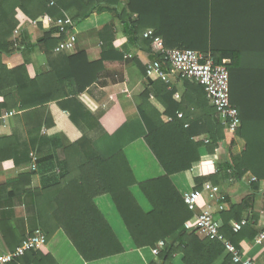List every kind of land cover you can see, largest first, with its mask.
I'll use <instances>...</instances> for the list:
<instances>
[{"label":"trees","instance_id":"16d2710c","mask_svg":"<svg viewBox=\"0 0 264 264\" xmlns=\"http://www.w3.org/2000/svg\"><path fill=\"white\" fill-rule=\"evenodd\" d=\"M53 1L54 5L52 0H0V112L46 110L52 102L65 107L61 101L69 99L67 84L55 70L37 74L24 64L9 65L7 57L27 47L22 35L14 37L24 21L33 22L44 14L58 19L67 13L77 25L94 14L109 13L123 26L114 42L115 47L123 45V52H105L97 61L90 60L85 51L58 53L64 54L75 93H83L96 83L105 63L122 60L131 45L146 52L152 61H162L161 47L144 37L147 30H153L167 49L196 50L210 55L216 65L226 61L231 104L237 108L241 124L230 142L228 159L217 174L195 178L194 182L197 189L203 190L205 182L220 186L240 183L252 175L259 182H251V189L259 192L260 181H264V0ZM57 31L52 27L30 47L40 46L46 55L55 53L66 39ZM185 87L181 103L173 100L175 90L169 91V85L164 83L160 88L167 95L161 99L167 113H184L182 119L172 113L174 120L170 123H165L149 104L148 90L141 96L140 114L148 132L145 141L165 171L164 177L139 183L123 152L105 160L86 140L66 148L64 167L31 193L38 229L48 241L62 230L86 262L123 254V246L94 204L95 198L109 195L139 249L157 250L158 241L164 240V248L151 264H174L177 255L183 256L184 264H215L224 254L227 257L223 264H237L221 241L202 239L196 231L185 228L194 213L172 176L190 174L203 155L214 157L227 139L226 127L216 118L205 87L188 79ZM70 101L81 106L73 98ZM203 134L208 142H195L193 138ZM15 142L14 135L0 137V161L14 156ZM135 186L152 205V212L146 214L141 209L131 192ZM250 202L254 203V197L239 205L231 203L229 210L221 213V234L238 250L245 239L253 241L257 237L256 216L251 218L255 224L248 221L239 233L231 228L232 221H242ZM23 259V264H57L41 250L31 251Z\"/></svg>","mask_w":264,"mask_h":264},{"label":"crops","instance_id":"0c3cea01","mask_svg":"<svg viewBox=\"0 0 264 264\" xmlns=\"http://www.w3.org/2000/svg\"><path fill=\"white\" fill-rule=\"evenodd\" d=\"M122 1L126 3L127 0ZM122 27L112 14L92 15L76 25L75 52L85 51L92 61L100 60L105 52H123V45L114 46ZM51 29L52 27L44 24L39 27L24 21L17 36L22 35L27 47L7 57L11 67L24 64L37 74L55 70L67 84L65 90L69 92V99L61 101L65 107L59 102H52L47 105L46 110L18 112L7 124L0 123V137L14 135L17 139L14 156L0 161V256L14 252L29 235L39 230L31 193L41 189L52 174L64 167L66 148L86 140L91 142L94 150L105 160L123 152L139 183L159 179L166 173L145 141L148 132L140 114L142 94L147 90L150 92L149 104L162 115L165 123L173 122V114L178 119L184 117L183 112L175 110L167 113V108L161 101L167 95L160 88L164 83L169 85V91L175 90L173 100L181 103L186 94V78L171 77L170 83L149 78L146 71L147 65L152 61L151 57L132 45L122 60H108L105 63L96 83L83 93L76 94L69 81L71 74L65 68L67 62L63 60V55L68 53L46 55L40 46L30 47ZM72 98L81 106L75 101L71 102ZM192 111L194 112L193 108ZM216 118L219 119L217 115ZM226 135L227 139L217 155H203L190 174L172 176V181L183 198L186 193L200 190L196 188L195 178L217 174L219 166L228 159V148L234 135L227 132ZM193 139L195 142H208L206 134ZM32 154L37 157L36 170H33ZM250 176L247 175L240 183L226 182L220 186L205 182L206 187L201 191L217 187L219 192L213 198L210 197V192H206L199 208L211 207L214 215L221 219V213L229 210L231 203L239 205L245 199L254 197V203L250 202L251 207L242 220L255 224L251 218L257 217L258 222L254 226L257 237L253 241L245 239L240 244V251L255 264H264V241L257 243L258 236L264 231V188L261 186L259 192H254L248 182ZM131 192L146 214L153 211L152 205L138 186L133 187ZM223 197H226V201L221 199ZM94 204L123 246V254L86 262L62 230L54 234L41 252L51 255L57 264H151L156 260L157 253L153 249H139L135 245L111 196H99L95 198ZM194 225L195 214L185 228L194 231ZM160 242L164 240H159L157 247ZM226 257L224 254L215 264H223ZM174 264H184L183 256L177 255Z\"/></svg>","mask_w":264,"mask_h":264},{"label":"built area","instance_id":"2783aa9c","mask_svg":"<svg viewBox=\"0 0 264 264\" xmlns=\"http://www.w3.org/2000/svg\"><path fill=\"white\" fill-rule=\"evenodd\" d=\"M51 5H54L52 0ZM34 26L40 23L57 28V35L65 34L66 39L61 42L54 50L55 53H74L77 43V35L75 33L76 23L71 15L64 13L58 19L50 17L48 14L42 15L39 19L31 22ZM19 35V30L14 34V37ZM145 38L153 39L160 47L163 60H154L147 65V76L149 78L163 80L170 83L171 77L181 76L198 85L204 86L208 100L216 109V115L226 127V132L235 134L240 127L241 121L239 112L231 104L230 99V77L226 67V61L222 65H216L210 55L202 54L196 50L191 49H167L163 47V42L160 37L155 36L153 30H147L144 33ZM169 65V66H168ZM168 66L169 69H165ZM166 67V68H168ZM178 97V96H177ZM179 98V97H178ZM17 112L15 110L0 112V123L5 125L12 119ZM182 117V114H179ZM34 161L33 170H36L37 157L32 154ZM259 182L255 176H250L248 181ZM264 188V181H260ZM210 188V189H209ZM205 191L193 190L192 192L184 194V200L190 211L195 214L194 231L202 239H211L221 241L228 254H231L233 261L237 264H255L253 260L246 258L240 250H238L232 243L223 237L221 234L222 222L221 219L214 215L211 207L199 208L200 201L204 198L206 192H210V197L219 192L217 187H209ZM224 200V197L221 198ZM220 210H223L221 208ZM248 224L247 220L241 222L232 221L231 228L234 233L242 231L243 227ZM47 236L40 230L29 235L27 239L14 252L3 254L0 256V264H23L22 259L27 253L34 250H41L47 244ZM264 241V231L260 233L257 243ZM165 243L160 242L157 254L164 248Z\"/></svg>","mask_w":264,"mask_h":264}]
</instances>
